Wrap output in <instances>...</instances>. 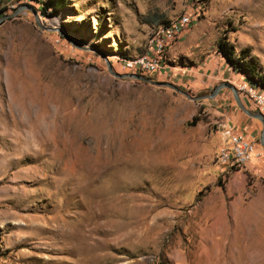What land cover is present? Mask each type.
Here are the masks:
<instances>
[{"label": "rangeland", "instance_id": "1", "mask_svg": "<svg viewBox=\"0 0 264 264\" xmlns=\"http://www.w3.org/2000/svg\"><path fill=\"white\" fill-rule=\"evenodd\" d=\"M11 2L2 17L24 11L0 25V264H264L261 122L229 88L193 100L108 68L130 74L118 58L186 13L166 71L144 77L193 98L231 84L260 113L242 88L264 95V79L218 45L249 49L264 76V0ZM225 125L255 142L247 166L219 163Z\"/></svg>", "mask_w": 264, "mask_h": 264}, {"label": "built area", "instance_id": "2", "mask_svg": "<svg viewBox=\"0 0 264 264\" xmlns=\"http://www.w3.org/2000/svg\"><path fill=\"white\" fill-rule=\"evenodd\" d=\"M11 1L0 0V19L16 9L17 6ZM193 21V17L185 13L178 18L152 26L148 39L149 51L135 58H118V62L130 74L156 75L163 71L167 51L178 43L184 33L190 29ZM242 90L250 93L258 110L264 116V95L247 86ZM255 146V142L240 134L235 126L225 125L223 143L218 153L219 163L225 166L245 167L255 156Z\"/></svg>", "mask_w": 264, "mask_h": 264}, {"label": "water", "instance_id": "3", "mask_svg": "<svg viewBox=\"0 0 264 264\" xmlns=\"http://www.w3.org/2000/svg\"><path fill=\"white\" fill-rule=\"evenodd\" d=\"M30 10H32L36 20H37V23L40 24L39 22V16L36 12L35 9L33 8H30ZM24 9H20L19 11H17L14 15H9V16H4L0 19V25L8 20V19H11L13 17H15L16 15H18L20 12H23ZM108 68H109V72L110 74H112L114 77H117V78H131V79H136V80H139V81H143V82H148V83H151L153 85H157V86H167V87H170L182 94H184L185 96H187L188 98L190 99H193V100H202V99H213L215 96H217L223 89L225 88H229L233 94H234V97H235V100H236V103L237 105L241 108V110H243L249 117L253 118V119H256L258 120L259 122H261L262 124V135H261V138H260V141H261V144L264 146V116L263 114L259 113V112H252L250 110H248L242 103L241 101V98L239 96V92L237 91V89L232 86L231 84H223V85H220L217 87V89L215 90V92L212 94V95H208V96H205V97H200V98H193L191 96H189L187 93L179 90L177 87H175L174 85L172 84H169V83H159V82H155L149 78H146L144 76H140V75H136V74H126V75H120V74H117L114 72L113 70V67L110 63V61H108Z\"/></svg>", "mask_w": 264, "mask_h": 264}, {"label": "trees", "instance_id": "4", "mask_svg": "<svg viewBox=\"0 0 264 264\" xmlns=\"http://www.w3.org/2000/svg\"><path fill=\"white\" fill-rule=\"evenodd\" d=\"M68 2V0H48V7L53 8L55 10H59L62 9L66 3ZM218 52L221 53L225 58L227 63L232 66L234 69L237 70H246L247 72H249L251 74V76H253V79H257L258 76H260V79L263 78L264 76L258 74V72H256V69L254 66H251V60H249L248 64L247 62H245L246 58L250 56V50L246 49L242 52V54L239 57H236V55L234 54V46L232 44H229L227 41V37L224 36L223 38L220 39L219 41V45H218ZM242 61H244V65L242 66H238V64H240ZM264 87V85H263ZM198 120H195V123Z\"/></svg>", "mask_w": 264, "mask_h": 264}, {"label": "crops", "instance_id": "5", "mask_svg": "<svg viewBox=\"0 0 264 264\" xmlns=\"http://www.w3.org/2000/svg\"><path fill=\"white\" fill-rule=\"evenodd\" d=\"M173 46H174V45H173ZM171 48H173V47H171ZM171 48H170V50H171ZM148 51H149V48H148V50H147L146 52H148ZM146 52H145V53H146ZM169 52H170V51H169ZM169 52H167V54H166V58H168V53H169ZM164 62H165V61H164ZM166 68H167V66L164 65V68H163V71H162V72L166 71V70H165ZM238 132H239L240 134H243L242 131H241V127H240V126L238 127Z\"/></svg>", "mask_w": 264, "mask_h": 264}, {"label": "bare ground", "instance_id": "6", "mask_svg": "<svg viewBox=\"0 0 264 264\" xmlns=\"http://www.w3.org/2000/svg\"><path fill=\"white\" fill-rule=\"evenodd\" d=\"M254 157H256V153H255V156Z\"/></svg>", "mask_w": 264, "mask_h": 264}]
</instances>
